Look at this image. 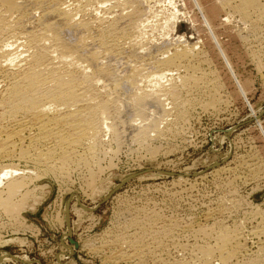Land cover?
I'll return each instance as SVG.
<instances>
[{
	"label": "bare ground",
	"instance_id": "bare-ground-1",
	"mask_svg": "<svg viewBox=\"0 0 264 264\" xmlns=\"http://www.w3.org/2000/svg\"><path fill=\"white\" fill-rule=\"evenodd\" d=\"M175 1L0 0V209L6 215L18 217L25 207L31 193L28 175L53 174L65 179L72 172L84 171L90 184L94 182L100 154L110 151L106 134L118 149L123 143L147 145L151 137L162 136L170 128L172 110L177 111L176 123L195 103L209 110L221 104L219 87L223 84L207 85L211 82L206 83L202 71L205 50L196 37L198 28ZM180 1L186 6V0ZM190 1L216 42L214 22L201 1ZM218 3L214 11L233 6L244 26L253 10L264 4L260 0ZM227 17L226 22L232 21L233 17ZM236 83L246 96V85ZM194 92L201 97H190ZM261 162L247 163L250 172H259ZM221 206L208 211L205 218H216L224 210ZM262 212L257 206L259 224L248 233L240 227L242 223L231 227L218 221L219 228L212 232L198 224L199 233L195 232L189 246L191 258L172 264H264ZM147 223L142 234L137 232L128 241L119 238V249L109 257L141 264L158 244L165 248L160 237L175 223L167 224L158 216H151ZM6 254L3 257H11Z\"/></svg>",
	"mask_w": 264,
	"mask_h": 264
},
{
	"label": "rangeland",
	"instance_id": "rangeland-1",
	"mask_svg": "<svg viewBox=\"0 0 264 264\" xmlns=\"http://www.w3.org/2000/svg\"><path fill=\"white\" fill-rule=\"evenodd\" d=\"M200 1L214 22L216 42L190 0L185 1L186 6L180 0L175 5L198 28L199 46L209 52H203L200 64L204 73H200L207 75L209 86L223 84L219 87L221 104L209 110L195 103L185 111V119L176 123L177 111L172 110L170 128L167 126L159 138L151 137L147 145L123 143L118 149L106 134L110 151L100 154L95 183L90 184L84 171L72 172L65 179L26 174L31 193L16 221L0 209V256L7 253L12 257H3L0 264H133L109 256L119 249V238L128 241L137 232L142 234L151 216L175 225L166 237H160L167 248L158 244L141 264L190 259L189 246L195 241L198 224L205 232L219 228L218 221L231 227L243 224L240 227L247 233L258 226L257 206L264 212V0L245 26L233 6H220L216 12L220 0ZM227 16L233 17L230 23L225 21ZM236 82L246 85V96L241 95ZM193 94L199 96L195 92L185 95ZM149 145L157 148L156 152H150ZM257 159L263 166L254 174L247 163ZM220 206L224 210L216 218H205L208 211Z\"/></svg>",
	"mask_w": 264,
	"mask_h": 264
}]
</instances>
